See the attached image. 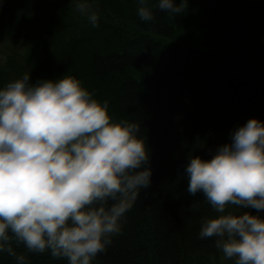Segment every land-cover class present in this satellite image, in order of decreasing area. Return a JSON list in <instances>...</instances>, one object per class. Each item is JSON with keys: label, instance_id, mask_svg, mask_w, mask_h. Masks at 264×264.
<instances>
[{"label": "trees", "instance_id": "16d2710c", "mask_svg": "<svg viewBox=\"0 0 264 264\" xmlns=\"http://www.w3.org/2000/svg\"><path fill=\"white\" fill-rule=\"evenodd\" d=\"M76 2L0 0V88L25 73L31 83L73 76L114 121L139 122L151 183L93 264H234L215 238H199L201 218L217 213L187 192L185 166L210 159L249 118L264 121V0H188L177 16L147 0L150 22L140 0H88L96 27ZM14 247L26 264H67ZM0 264L16 260L4 253Z\"/></svg>", "mask_w": 264, "mask_h": 264}, {"label": "clouds", "instance_id": "9594fccd", "mask_svg": "<svg viewBox=\"0 0 264 264\" xmlns=\"http://www.w3.org/2000/svg\"><path fill=\"white\" fill-rule=\"evenodd\" d=\"M187 4L159 0L156 10L177 16ZM75 10L98 26L88 0ZM137 14L156 19L145 0ZM140 131L139 122L114 121L108 102L73 76L31 83L25 73L0 88V254L26 264L14 247L23 244L67 264H93L150 186ZM185 173L187 192L202 193L217 213L201 218L199 238H215L224 260L264 264V121L249 118L210 159L191 156Z\"/></svg>", "mask_w": 264, "mask_h": 264}, {"label": "rangeland", "instance_id": "374dc122", "mask_svg": "<svg viewBox=\"0 0 264 264\" xmlns=\"http://www.w3.org/2000/svg\"><path fill=\"white\" fill-rule=\"evenodd\" d=\"M137 1H138V0H133V2H135L136 4H137ZM146 1H147V0H146ZM146 1H145V2H146Z\"/></svg>", "mask_w": 264, "mask_h": 264}, {"label": "bare ground", "instance_id": "6f19581e", "mask_svg": "<svg viewBox=\"0 0 264 264\" xmlns=\"http://www.w3.org/2000/svg\"><path fill=\"white\" fill-rule=\"evenodd\" d=\"M145 42V41H144ZM148 43V42H147Z\"/></svg>", "mask_w": 264, "mask_h": 264}]
</instances>
